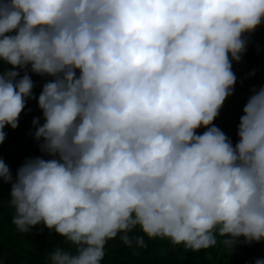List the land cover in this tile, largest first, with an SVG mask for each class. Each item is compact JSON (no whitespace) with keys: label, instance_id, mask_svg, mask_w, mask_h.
<instances>
[{"label":"clouds","instance_id":"1","mask_svg":"<svg viewBox=\"0 0 264 264\" xmlns=\"http://www.w3.org/2000/svg\"><path fill=\"white\" fill-rule=\"evenodd\" d=\"M262 21L264 0H0V142L28 100L42 111L41 155L0 178L19 231L75 246L48 264H101L118 233L145 247L137 225L193 251L264 240V85L235 145L213 123ZM30 72L51 78L38 97Z\"/></svg>","mask_w":264,"mask_h":264},{"label":"trees","instance_id":"2","mask_svg":"<svg viewBox=\"0 0 264 264\" xmlns=\"http://www.w3.org/2000/svg\"><path fill=\"white\" fill-rule=\"evenodd\" d=\"M246 50L238 62L233 61L232 70L236 76L234 91L227 97L213 123L233 142L238 141L237 126L242 109L252 90L264 85V21L251 33H247ZM5 65L0 62V71ZM6 67L11 68V65ZM23 74V73H21ZM33 82L34 97H38L42 85L51 79L29 73ZM34 117H41L37 99L28 100L19 116L18 126H6V137L0 142V159L10 167L13 176L26 157L41 155L38 142L32 133ZM205 129H197L202 133ZM11 184L0 178V259L2 264H48L49 253L57 246L75 250V246L43 223L32 227L29 232H21L13 224L14 208L10 205ZM116 237L106 241L105 255L101 264H254L256 258H264V240L245 242L243 237L231 251L217 235V243L206 249L193 251L183 244H174L166 237L149 238L140 227L135 226L130 236H143L145 247L133 243L126 245Z\"/></svg>","mask_w":264,"mask_h":264},{"label":"rangeland","instance_id":"3","mask_svg":"<svg viewBox=\"0 0 264 264\" xmlns=\"http://www.w3.org/2000/svg\"><path fill=\"white\" fill-rule=\"evenodd\" d=\"M0 264H2V260L0 259Z\"/></svg>","mask_w":264,"mask_h":264}]
</instances>
